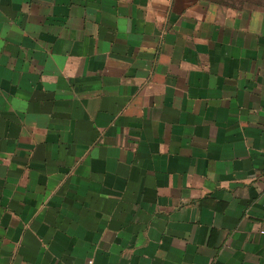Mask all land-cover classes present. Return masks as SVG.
I'll return each instance as SVG.
<instances>
[{"label":"crops","instance_id":"crops-1","mask_svg":"<svg viewBox=\"0 0 264 264\" xmlns=\"http://www.w3.org/2000/svg\"><path fill=\"white\" fill-rule=\"evenodd\" d=\"M264 264V0H0V264Z\"/></svg>","mask_w":264,"mask_h":264},{"label":"built area","instance_id":"built-area-1","mask_svg":"<svg viewBox=\"0 0 264 264\" xmlns=\"http://www.w3.org/2000/svg\"><path fill=\"white\" fill-rule=\"evenodd\" d=\"M87 264H93V260H89Z\"/></svg>","mask_w":264,"mask_h":264}]
</instances>
